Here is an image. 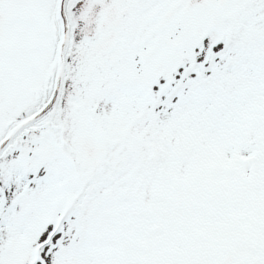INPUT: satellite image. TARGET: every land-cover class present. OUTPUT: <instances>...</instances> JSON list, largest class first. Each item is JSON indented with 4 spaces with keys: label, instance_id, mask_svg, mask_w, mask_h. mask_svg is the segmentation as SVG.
Listing matches in <instances>:
<instances>
[{
    "label": "snow or ice",
    "instance_id": "1",
    "mask_svg": "<svg viewBox=\"0 0 264 264\" xmlns=\"http://www.w3.org/2000/svg\"><path fill=\"white\" fill-rule=\"evenodd\" d=\"M0 264H264V0H0Z\"/></svg>",
    "mask_w": 264,
    "mask_h": 264
}]
</instances>
